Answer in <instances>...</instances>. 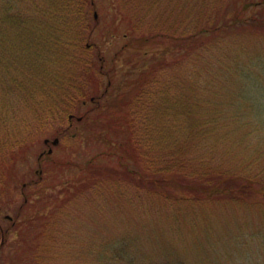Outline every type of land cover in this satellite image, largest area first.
Returning a JSON list of instances; mask_svg holds the SVG:
<instances>
[{
  "label": "trees",
  "instance_id": "trees-1",
  "mask_svg": "<svg viewBox=\"0 0 264 264\" xmlns=\"http://www.w3.org/2000/svg\"><path fill=\"white\" fill-rule=\"evenodd\" d=\"M183 1L178 18L171 17L172 8L169 16H158V10L167 12L160 9V0H139L134 10L133 0L118 1L126 7V13L118 11L121 21L131 22L124 46L155 44L136 49L134 59H127L133 78L120 83V89L128 90L117 99L109 94L112 79L103 67L105 57L95 53L97 43L91 39L97 25L91 11L95 0H0V125L11 124L21 132L14 138L6 127L1 134L0 182L8 176L5 164L9 167L46 126L65 122L66 127L53 131L64 140L74 119L85 120L101 108L105 96L110 100L103 105L108 120L91 126L106 147L81 165L90 174L49 202L45 222L38 215L21 222L15 240L19 247L7 259L11 264H67L69 239L79 245L95 234L90 227L83 228L84 236L74 234L82 229L81 214L89 213L84 205L99 212L108 206L113 215L112 209L124 211L125 202L133 199L142 211L118 226L119 244L114 249L106 244L99 264H264V35L257 30L264 29V16L254 11L264 0H201L195 6L192 0ZM133 12L138 19L128 17ZM234 29L243 32L233 36ZM249 34L256 35L254 42L248 41ZM100 76L108 81L97 94L93 87ZM86 104L91 106L79 113ZM220 142L223 146L213 150ZM196 152L202 153L198 159ZM48 156L39 154L38 162L44 164ZM111 156L119 165L115 171L95 165ZM212 201L256 209L261 225L239 223L230 228L237 233L220 240L204 216ZM176 212L190 219L192 231L198 229L192 234L199 243L196 257L173 244L175 229L183 232L181 223L168 221ZM17 217L0 228V252ZM68 221L73 225L67 228ZM259 255L261 263H250ZM5 259L0 255V264H7Z\"/></svg>",
  "mask_w": 264,
  "mask_h": 264
},
{
  "label": "rangeland",
  "instance_id": "rangeland-1",
  "mask_svg": "<svg viewBox=\"0 0 264 264\" xmlns=\"http://www.w3.org/2000/svg\"><path fill=\"white\" fill-rule=\"evenodd\" d=\"M118 1L120 0H95V7L93 10H91L92 13L94 11L97 13V25L93 35L91 36V39L97 43V49L94 50L95 53H99L105 57L103 67L104 69L109 70L112 79L109 94L111 96H115L114 98L117 97V99L119 96L125 95L128 90V86L121 87L120 89V83L131 81L133 78L132 75L127 72L133 67V65L126 62L128 61L127 59H134L133 55H135L136 49L149 50V48L155 44L154 42H147L149 43L148 45L139 43L124 46L130 39V35L126 33V29H128L127 27L130 26L131 22L128 19L121 21L118 11L121 10V12L126 13V11H124L126 7H121ZM138 1L139 0H133V2H131L133 10L136 8L134 3H139ZM147 1L157 0H142L144 3ZM160 1V9L166 7L167 12H160L158 10V16H169L170 13L168 10L171 8L173 10L171 17L178 18L179 16H183V12H180V5L183 4V0ZM192 1L195 6L196 4L198 5L201 0ZM127 10L131 11L129 7ZM256 10L257 12L255 13H257L258 16H264V2L262 5L255 7L254 11ZM248 12L250 13L251 11L248 9L246 10V13ZM129 14L130 15H128V17L138 19L135 17L134 12ZM169 21L167 20L165 23ZM257 30L260 36L264 35V29L262 30V28H257ZM136 31H138V34L141 33L140 30ZM242 32L243 31L240 29H234L230 33L233 36H238ZM249 36L250 37H248V41L254 42L256 35L249 34ZM107 81L108 78L106 76H100L99 84L94 86L93 90L96 91L97 94H100L105 88ZM106 97L107 96L102 99L103 103H101L102 106L100 109H98V111L93 110L90 114H88V118L85 120L74 119L72 121V125L66 132L67 138L60 140L56 145H51L52 151L49 153L47 158H44V164H40L38 162V155L41 152H47L50 144H45L43 140L47 137L50 139L58 137L53 135L54 128L57 126L59 127L60 125L62 127H66L67 124H65V122L63 124L58 122L56 127H52L50 125L46 126L44 128L45 130L43 131V134L41 136L38 135L28 149L23 151L22 154H17L14 160L9 161V167L6 165L7 163L5 164V167L7 166L6 170H8L6 175L8 174V176H6L5 181L2 180L0 182V228L9 224L10 221H7V219L11 220L12 217L14 218L15 216H18L16 218L18 223L14 226H11L8 230L9 242L4 246L3 249H1L0 252L1 257L6 258V261L11 257L13 258L14 250H16V247H19L17 239L18 233L21 230V222L27 221L29 218L34 219V217H37V215L38 217L43 218L42 222H45V213H48L50 208H52L49 202L52 201L59 193L60 195L65 196L67 192L74 190L73 183L79 181L81 182V180H83L86 175L90 174V171L82 170L81 165L85 162V160L96 155L106 147L105 143L102 142L100 138H98L99 133H96L97 130H94L95 124H101L102 122L105 123L108 120L106 118L108 112H106L105 107H103L104 104L110 101ZM14 98L16 97L14 96ZM262 98L264 99V95H262ZM1 102L2 101H0V103ZM13 106L14 105L12 104V107ZM89 106L91 105L86 104L85 106L78 108V112L82 113L85 109H88ZM12 107L10 106V109H12ZM113 109L114 108H111L109 111H114ZM6 111L2 113V117L7 115L5 113ZM104 111L105 113L103 114L102 112ZM100 115H102V117H100ZM65 121H67V118ZM6 127L7 129H11L12 132L10 135L14 138H17L19 136L18 134H21L18 128H13L11 124L7 126L0 125V137L3 135V131H5ZM73 133H78L74 140L73 138L70 139ZM221 146H223V142L213 144L212 149L217 151V149H219ZM0 153L2 154V152ZM201 155V152H196L195 158L198 159ZM96 161L97 163L95 165L103 168L105 171H115V168L119 167L115 156H111L110 158L105 157ZM41 168L42 170H40ZM39 173L42 174V177L40 176L39 181H35L38 179ZM29 181L33 183L29 184L23 189L22 185ZM133 191L134 189L129 192V195L134 197L132 194ZM24 199L27 202L21 205ZM125 204L126 207H124V211L120 208L112 209L111 211H113V215L108 213V208H110L108 206H104L101 212H99V209H95V206H92V204H86L82 207L89 213L81 214V216L84 218L83 222L81 221L82 223H79L82 226V229L77 227V229H74V232L77 233L74 234L80 236L83 234L84 236L83 228L87 230L89 227L95 229V234L92 237L87 235L88 237L85 238V242L83 241L79 245L75 243L74 238H72L73 240L69 239V241H71V250H68L66 253H64L65 259L69 258V260H67V264H99L100 257L105 256V253H103L104 246L110 243V247H113L114 249L119 244L120 239L119 235L117 234V229L119 228L118 226H122L124 223H130L129 220L132 218L133 220L137 218L139 212L142 211V209H138L137 204L134 203V199L132 200V203L125 202ZM19 206L21 208H19ZM71 206L74 207V205ZM71 206H68L67 210H72L73 207ZM252 210L248 209L247 207H241L237 205L236 207L231 206L222 201H212L207 204L206 215L204 216L205 219H207L210 223H213L214 229L217 231V234L215 232L214 236L220 237V240H224L227 237L226 234L228 232L233 234L237 233V229L231 230L230 228H235L239 223H247L251 225L253 222L255 224H253L252 228L258 229V226L261 225L258 221L260 218V213L256 209ZM95 212L97 213L95 214ZM178 213L179 212H176V214L172 216L173 218H169L168 220L169 223H175L177 225L181 223L180 226H183L182 235L178 234V228L175 229V233L177 235L172 236L173 244L175 243L174 245L180 247L183 253H191L192 257H196V255H198L199 243L198 241L193 242L194 236H192V234L198 233V229H194L193 232L192 228L189 227V223H191L190 219L181 216ZM95 217L97 219L91 222L90 220ZM65 218L69 220V217L65 216ZM137 221L138 219L134 222L137 223ZM200 221L201 224H204V220ZM68 222L66 223L67 228L73 225L71 222ZM107 222L109 224H107ZM84 224L86 225L83 226ZM95 225L99 227V231L101 230L100 233L96 232L97 229ZM107 225H111L110 228H108ZM93 229L90 231L91 233H89V235L93 234ZM68 230L71 231L70 228ZM188 230L189 232L191 231V233H189ZM37 232L38 229H36L32 235L36 234ZM166 235V232L163 233L162 238ZM254 235H256V232ZM2 239V234L0 233V245L3 242ZM72 243L73 248L76 250H72ZM99 243L101 244L100 248L98 246ZM184 244H186L187 248H185ZM188 248H191L190 251ZM73 257L75 259H81L82 262L73 263L71 259ZM91 257L94 259L92 263L85 261L87 259L89 261ZM262 260L263 256L259 255L255 260H250V263L253 261L254 263H261ZM31 263L32 261L29 264ZM7 264H11L10 261H7Z\"/></svg>",
  "mask_w": 264,
  "mask_h": 264
},
{
  "label": "water",
  "instance_id": "water-1",
  "mask_svg": "<svg viewBox=\"0 0 264 264\" xmlns=\"http://www.w3.org/2000/svg\"><path fill=\"white\" fill-rule=\"evenodd\" d=\"M94 16L97 17V13H96L95 11H94ZM71 117H72V114L69 115V118H71ZM78 118L80 119V117H78ZM49 140H50L49 138H45V139H44V142L47 143V142H49ZM50 142H51L52 145H56V144L59 142V138H58V137H54L53 139L50 140ZM51 151H52V148L49 147V148L47 149V152L50 153ZM42 153H43V152H42ZM42 153H41V154H42ZM2 240H3V239H2ZM2 240H1V241H2Z\"/></svg>",
  "mask_w": 264,
  "mask_h": 264
}]
</instances>
